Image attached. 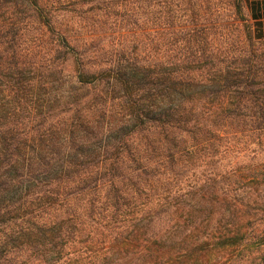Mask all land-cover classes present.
I'll use <instances>...</instances> for the list:
<instances>
[{
	"label": "trees",
	"instance_id": "1",
	"mask_svg": "<svg viewBox=\"0 0 264 264\" xmlns=\"http://www.w3.org/2000/svg\"><path fill=\"white\" fill-rule=\"evenodd\" d=\"M0 264H264L243 0H0Z\"/></svg>",
	"mask_w": 264,
	"mask_h": 264
},
{
	"label": "crops",
	"instance_id": "2",
	"mask_svg": "<svg viewBox=\"0 0 264 264\" xmlns=\"http://www.w3.org/2000/svg\"><path fill=\"white\" fill-rule=\"evenodd\" d=\"M254 35L264 39V0H244Z\"/></svg>",
	"mask_w": 264,
	"mask_h": 264
},
{
	"label": "rangeland",
	"instance_id": "3",
	"mask_svg": "<svg viewBox=\"0 0 264 264\" xmlns=\"http://www.w3.org/2000/svg\"><path fill=\"white\" fill-rule=\"evenodd\" d=\"M243 2H244V0H243ZM244 7H245V11L247 12V10H246V6H245V3H244ZM247 14H248V12H247ZM248 16H249V14H248ZM139 23H140V20H138V24L137 25H139ZM141 25V24H140ZM113 33V32H112ZM113 34H116V32H114Z\"/></svg>",
	"mask_w": 264,
	"mask_h": 264
}]
</instances>
